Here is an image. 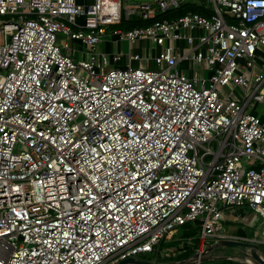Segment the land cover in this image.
<instances>
[{
    "label": "built area",
    "instance_id": "1",
    "mask_svg": "<svg viewBox=\"0 0 264 264\" xmlns=\"http://www.w3.org/2000/svg\"><path fill=\"white\" fill-rule=\"evenodd\" d=\"M125 1L0 0V264H202L227 211L264 221V0ZM187 3L205 13L155 20ZM108 35L152 41L155 67L111 68ZM193 223L194 255L160 248Z\"/></svg>",
    "mask_w": 264,
    "mask_h": 264
},
{
    "label": "rangeland",
    "instance_id": "2",
    "mask_svg": "<svg viewBox=\"0 0 264 264\" xmlns=\"http://www.w3.org/2000/svg\"><path fill=\"white\" fill-rule=\"evenodd\" d=\"M188 1H192V0H188ZM154 2H156V0H126L125 1V7L128 10H132V9H137L140 4H143V3H154ZM60 39L64 41L65 37L61 35ZM110 39H112L111 35H108L107 37H104L102 39L103 40L102 42L103 43L104 42H110L111 41ZM0 42L4 43V37L3 36L0 38ZM103 43L101 44L100 47L98 46V50L101 53H108V51H105L104 49L109 48V47L105 48ZM141 43H142V47H140V50H141L140 54H141V57L143 59L151 60V58H153V57H155V56H157L159 54V52L157 50L158 47H156V45L152 41L141 42ZM122 44H125V43L123 42ZM76 46H78L77 47V49H78V59L86 60L87 57H88L87 52H88L89 48L88 47H84V46H82L79 43H77ZM134 47L136 48V50H138L137 46H134ZM126 49H127V45L125 44L123 46V50L125 51ZM110 52H111V54H115V53H112L113 52L112 50ZM262 54H263L262 52L259 53L260 57L262 56ZM141 65H144V62H142ZM181 66H180L181 70H183V68L185 70H187V66L188 67L191 66V69L194 70L195 67H196V64L194 62L189 63L187 61H184L181 64ZM110 67L111 68H118L117 64H114V63L110 64ZM230 91H231V87L223 89L222 95L223 96H229L230 95ZM235 94H236V96H234V97H240L239 93L235 92ZM192 225L196 226V227H199L200 224L199 223H193ZM259 227H261V225H258V227L255 228V230H258ZM189 228L190 227H182V228H180V233L179 234H180V236L183 234V237H184L183 241H180V242H175V241L174 242H165V243H163L160 246V248L162 250L169 249L171 251H180V252L183 251V250H188L189 252L186 251L187 259L189 257H191L192 255H194L196 253L194 245L196 247H198L199 241H198V239H190V238H197V234L195 236H191V237L186 238L184 233L187 230H189ZM224 230L228 231V228L225 225V223H224ZM246 231L248 232V236H250V238H244V239H246V241L250 242L253 239H256L255 237L253 239L251 238V237H253L251 235L254 234L253 228H251V229L250 228H246ZM261 233H262V231H261ZM189 244H191L193 246L190 247ZM259 247H260L259 252L264 255V246L260 245ZM208 249H212V250L210 251V254L205 257V261H203L202 264H222V261L223 260H229L228 259L229 257L231 258L230 260H232V261L242 263L240 261V259L241 260L243 259V253L246 251V249H244L242 247H228V246H225V245H220L218 243H214L213 245L209 246ZM192 251H194V253H192ZM137 259L141 260V261L151 262V263H159V264H164L165 263L164 260L161 259L158 256L157 253H154V254H141V255H139L137 257ZM242 264H244V263H242Z\"/></svg>",
    "mask_w": 264,
    "mask_h": 264
},
{
    "label": "crops",
    "instance_id": "3",
    "mask_svg": "<svg viewBox=\"0 0 264 264\" xmlns=\"http://www.w3.org/2000/svg\"><path fill=\"white\" fill-rule=\"evenodd\" d=\"M111 38L112 39H110L111 40L110 42H104V43L102 42V43L105 46V48L109 47V48L104 49L105 51H108V54H111L110 51L112 50L113 51L112 53H119L122 55V60L117 64L118 68H124L127 65H131V66L137 67V68H145L147 66V64L144 62V60L132 61L129 59L130 55H135V54L141 55L140 54V52H141L140 47H142L141 42L138 44H129L128 42H125V41H118L112 36H111ZM123 42L127 45V49L125 51L123 50V46L125 45V44H122ZM101 44L99 45V47L101 46ZM174 45H176L177 47L179 46L181 49L186 47V45L182 42L175 43ZM134 46H137L138 50H136V48ZM157 50H158V52L161 51L160 48H157ZM142 62H144V65H141ZM181 64L179 65V68H180ZM149 67H151V68L155 67L152 60H150ZM182 71L186 72L191 77H194L198 73L201 76H208V75L210 76L211 75L210 71L204 66L201 68L196 66L194 70L191 69V66L190 67L187 66V70H185L183 68ZM236 92L240 94V92H238V91H236ZM230 95H232L231 96L232 98H239V97H234V96H236V94L233 92H230ZM255 109L257 112H259L261 118L264 120V105L256 106ZM224 223L228 228V231L224 230V232L230 238L229 240L244 241L245 242L246 239H244V238H250V236H248V232L246 231V228H250V229L253 228L254 234L251 235V236H253L251 238L253 239L255 237L256 239H253V240H256L259 242H262V241L264 242V221L248 206H244L241 208H234V209L227 211L226 215H225V222ZM258 225H261V227H259L258 230H255V228H257ZM261 231H262V233H261ZM258 249H260V247ZM194 251H192V253H194ZM185 258L186 257H182V259H185ZM228 259L230 260L231 258L229 257Z\"/></svg>",
    "mask_w": 264,
    "mask_h": 264
},
{
    "label": "trees",
    "instance_id": "4",
    "mask_svg": "<svg viewBox=\"0 0 264 264\" xmlns=\"http://www.w3.org/2000/svg\"><path fill=\"white\" fill-rule=\"evenodd\" d=\"M190 12H192V13H202V14L205 13L197 5L192 4V3H187L184 6H182L181 8H179V9H172V10L166 12L165 14L157 16L155 20H163L165 18L166 19H172V18H175V17L183 16V15L188 14ZM152 22H154V20L145 21L144 22V21L139 20L137 17H134L130 21L123 22L121 24L120 28H124V29L129 30V29H132L134 27L148 26ZM183 227H190L189 230H187L184 233L186 238L191 237V236H195L197 234V232L200 230V227L193 226L192 224H187V225H185ZM186 255L187 254L183 255L182 257H186L187 258ZM222 264H242V263L235 262V261H232V260H223Z\"/></svg>",
    "mask_w": 264,
    "mask_h": 264
},
{
    "label": "water",
    "instance_id": "5",
    "mask_svg": "<svg viewBox=\"0 0 264 264\" xmlns=\"http://www.w3.org/2000/svg\"><path fill=\"white\" fill-rule=\"evenodd\" d=\"M220 245H225L228 247H242L244 249H248V248H252L251 245H249L247 242L244 241H234V240H225L219 243ZM212 249H210L211 251ZM251 255L253 257V261L255 264H264V257H262L257 250L253 249L251 252ZM243 261V260H241ZM244 262V261H243ZM247 264V262H244ZM119 264H154L151 262H147V261H141L135 258H131V259H127L125 261H122ZM170 264H174V263H170Z\"/></svg>",
    "mask_w": 264,
    "mask_h": 264
}]
</instances>
